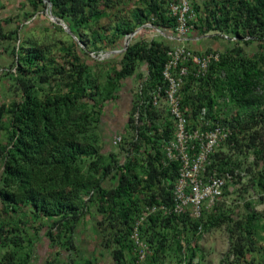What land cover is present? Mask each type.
Instances as JSON below:
<instances>
[{
  "label": "trees",
  "instance_id": "16d2710c",
  "mask_svg": "<svg viewBox=\"0 0 264 264\" xmlns=\"http://www.w3.org/2000/svg\"><path fill=\"white\" fill-rule=\"evenodd\" d=\"M175 1L48 0L53 15L68 23L84 46L82 50L63 46L64 63H59L54 51L45 50L30 33L21 34L17 29L19 17L0 18V58L4 54L13 58L2 74L13 80V88L21 96L20 101L0 106V122L9 134L6 144L0 142V250H6L0 264H30L44 229L57 250L48 264H60L62 252L70 255L64 264H79L74 229L92 207L102 216L98 225L114 264H166L169 257L179 264H193L198 250L191 248L192 241L207 226L222 222H228L231 242L222 264H264L247 261L258 250L260 230H264L256 212L245 219L211 214L206 220L207 206L200 219L192 217L190 210L168 215L159 209L137 226L148 206L174 205L169 194L167 199L157 196L164 197L162 179L175 178L178 164L171 163L167 168L161 165L164 154L160 137L153 142L155 153L149 151L150 137L143 136L141 144L133 142L131 124L126 133H121L120 147L122 152L130 147L135 151L124 162L102 139L100 124L105 107L119 99L123 82L135 77L143 65L151 73L150 86L161 81L168 50L178 43L168 44L161 37L136 39L113 62L112 73L103 85L99 83L103 63H91L89 53L114 48L147 23L175 28L177 19L170 13ZM191 1L196 15L193 22L203 34L229 33L254 39L247 44L264 42V0ZM131 2L137 5L133 9ZM23 6L31 8L25 19L49 9L44 0H26ZM112 10L117 20L97 28L104 18H112ZM213 74L196 91L191 88L192 80L186 82L183 106L208 107L214 120H226L233 127V136L212 156L209 169L219 176L235 170L245 172L249 191L264 202V51L251 56L243 46L230 48L213 66ZM227 105H233L240 114L229 118L220 113ZM109 179L115 184L106 185ZM242 180L235 183L237 188ZM230 191L226 188L225 194ZM14 214L22 217L15 218ZM46 220L50 225L46 226ZM31 223L34 226L29 229ZM135 233L143 249L137 246ZM140 250L146 253L141 262Z\"/></svg>",
  "mask_w": 264,
  "mask_h": 264
},
{
  "label": "built area",
  "instance_id": "2783aa9c",
  "mask_svg": "<svg viewBox=\"0 0 264 264\" xmlns=\"http://www.w3.org/2000/svg\"><path fill=\"white\" fill-rule=\"evenodd\" d=\"M170 13L177 19V26L173 29L160 28L147 23L122 40L124 47L120 51L114 47L100 53H89L90 59L96 62L106 61L112 55H122L133 39L146 27L158 31L163 35L162 38L178 43L168 50V59L161 74V81L150 86L151 73L146 66V71L133 93L134 104L131 116L133 142L141 144L143 136L150 137L152 141L149 151L155 153L153 148L156 146L153 142L160 137V149L164 154L161 165L167 168L171 163L178 164L175 178L162 179L164 197L157 196V199H167L166 195L169 194V199H173L174 205L170 207L161 203L160 207L148 206L137 226L142 225L148 215L159 209L168 215H180L190 207L191 216L199 219L203 215L204 205L207 202L208 206L213 205L217 199H220L225 186L234 179L231 173L219 176L209 169L212 166V156L233 136L235 132L233 127L226 120H214L208 107L197 109L195 106H183L186 82L192 80V90H198L201 82L214 77L213 66L220 63L225 51L197 52L188 46L189 35L198 31L193 22L196 15L191 0L173 2L170 5ZM213 33L220 35L234 47L244 46L246 41L254 40L251 37L240 38L229 33ZM3 70L0 69V74ZM13 72H16V69H13ZM224 76L225 74L222 73L221 77ZM195 111H198L196 117ZM122 142V135L116 136L113 140L115 147H120ZM134 151V147L127 148L124 156L129 157ZM133 237L137 246L143 249L138 234L135 233ZM139 257V262L143 261L146 253L140 250Z\"/></svg>",
  "mask_w": 264,
  "mask_h": 264
},
{
  "label": "rangeland",
  "instance_id": "374dc122",
  "mask_svg": "<svg viewBox=\"0 0 264 264\" xmlns=\"http://www.w3.org/2000/svg\"><path fill=\"white\" fill-rule=\"evenodd\" d=\"M45 1V0H44ZM46 4H48L49 9L44 11V13H38L31 19H25V13L31 10L28 6H23L26 4V0H1L0 2V18H11V17H19V21H21L20 29L17 27V29L23 33H30L31 38L34 39L37 38L38 43L41 47H43L45 50L50 49L53 50L55 53L56 58L60 61L59 63H64L62 56L64 53L62 51V48L66 49L67 47H75L77 50H82L84 48L83 45H81L79 40L75 37L73 32H71L69 28V24L65 23V21H62L61 19L57 18L52 13V6L50 3L45 1ZM132 4V5H131ZM130 6H137L133 5L131 2L129 4ZM117 9V7H116ZM112 18H104L102 22H100L97 26L103 27L105 25H109L112 20H117V17H115V10H112ZM54 17H56V20L58 23L54 22ZM53 19V20H52ZM58 26V28H57ZM13 27V26H9ZM47 27V28H44ZM44 28V29H43ZM62 30H61V29ZM104 28V27H103ZM49 30V32H45L44 30ZM101 29V28H100ZM71 33H70V32ZM108 33V30H107ZM139 37H136L133 39V42L136 39H143L148 38L152 39L155 37H161L162 34H160L155 29L146 27L144 30H142ZM167 34V33H166ZM169 35V34H167ZM72 38V39H71ZM216 38L223 39L220 35H217L215 33L211 34H203L201 31H195L194 33L189 35L190 44L188 43V46H192L196 44L198 41L199 43H205L206 47H215L216 49H225V46L223 45V41H219ZM168 44H175L176 41H172L170 39H166ZM224 40V39H223ZM34 41V40H33ZM78 42V44L76 43ZM225 42H228L227 40H224ZM76 44H75V43ZM124 42V41H123ZM120 41L116 47L119 49V51L124 47V43ZM121 44V45H120ZM210 44V45H209ZM260 41L256 40L253 41V43H250L249 45H245V51L246 53L250 54L251 56H254L253 54L258 52L259 50ZM91 48H94L92 44L88 45ZM113 48V47H111ZM87 49V48H86ZM82 54V52H79ZM121 55V54H120ZM120 55H115L107 59L106 61H103V67L99 71V83L103 85L105 83L106 77L112 73L111 66L113 62L117 61ZM92 63V62H91ZM99 67V66H96ZM146 71L145 65L141 66L139 69V73L141 74V77H133L132 82H130L131 86L127 84L122 85L121 88V95L117 101H114L112 103H108L105 107L104 115L102 122L100 124V130L102 139H104L107 143L108 150L111 149L112 151L118 153L116 149L114 148V144L112 142L113 137L119 132H121L122 126H127L126 120L124 117H126V104L127 100L130 95V91L134 90L136 88V85L139 83V80L142 78L143 73ZM98 70H96L95 73H97ZM11 77V76H10ZM58 81V80H57ZM57 81H55V84H59ZM124 83V82H123ZM258 93H260L258 91ZM0 106L3 103H6V105H11L14 101H20L21 96L16 94V90L13 88V80L5 79L4 75L0 74ZM223 102V101H222ZM218 108V107H217ZM216 108V109H217ZM220 113H223L224 115H227L229 118L236 117L239 113L238 109L234 108L233 105H227L222 107L220 110ZM6 122V121H5ZM9 140V134L4 128V125L0 122V142L6 144ZM251 159H254L251 157ZM243 169V167H241ZM244 170V169H243ZM116 182V181H115ZM246 185H241L239 188H237L235 185L231 187V191L227 192L221 199L215 202V204L208 206V202L205 204L206 207V220L207 217L211 214H215L216 216L222 215L225 218H228L231 215H237L242 219L247 218V216L250 215L252 212L258 213V215L261 218V225H264V202H260L259 199L256 198V196L253 195V191L251 192L250 189V180L247 178L244 183ZM224 194V192H223ZM255 195H257L255 193ZM258 196V195H257ZM253 203L251 206H248V203ZM2 209V204L0 201V210ZM28 212V209H27ZM17 214H14L15 218H21L22 215L16 216ZM10 219V218H9ZM228 222H222L221 225H213L212 227L207 226L206 229H204V232L201 234H198L197 239H194L191 243V248H197L196 256L194 257L193 264H222L223 261L226 259L227 254L229 253V250L231 249V242H230V234L228 232ZM32 237L33 234H30ZM258 246V250L255 251L253 254H251L247 261L255 260L256 263L263 261L261 263H264V230H260V236L259 240L256 244ZM6 250H0V257ZM186 259V263L189 262V256ZM166 264H179L177 259L170 258L165 260ZM245 264L247 262H244Z\"/></svg>",
  "mask_w": 264,
  "mask_h": 264
},
{
  "label": "crops",
  "instance_id": "0c3cea01",
  "mask_svg": "<svg viewBox=\"0 0 264 264\" xmlns=\"http://www.w3.org/2000/svg\"><path fill=\"white\" fill-rule=\"evenodd\" d=\"M216 39L219 40V38ZM219 41H223V45L225 46L224 50L216 49L215 47L208 48L205 46V43H199L198 41L195 45L192 46V48L197 52H204L211 49L226 51L234 47L233 44L225 42L223 39H220ZM250 43H246L245 45H249ZM261 51H264V42L260 41L258 52ZM258 52L254 53L253 55L257 54ZM12 63L13 58L10 57L8 54H4L0 58V65L3 68L9 67ZM127 82L129 83L127 84ZM130 82H132V78L126 79L123 84L124 86L125 84H127L130 87ZM133 91H130L129 98L126 99L127 112L126 117L124 118L126 120L125 124H127V126L129 124V114L133 106ZM1 95L2 94H0V97ZM127 126H122V128L120 129L121 132L119 133H122L127 128ZM113 183L115 184V181L109 179L107 180L106 185L111 186ZM101 219L102 216L98 214L96 208L92 207V212L86 215L84 218L80 219L75 226L74 241L77 246L76 259L78 260L79 264H114L110 251L106 249L103 245V236L100 232V228L98 225ZM45 223L46 226H48L50 225L51 221L46 220ZM33 226L34 224L31 223L28 227L29 229H32ZM55 254H57V250L53 249L49 239L46 237V230L44 229V231L40 233L39 239L36 242L35 249H33L32 261L30 264H48V262L53 258ZM60 255V264H64L68 258V253L62 252V254Z\"/></svg>",
  "mask_w": 264,
  "mask_h": 264
},
{
  "label": "clouds",
  "instance_id": "9594fccd",
  "mask_svg": "<svg viewBox=\"0 0 264 264\" xmlns=\"http://www.w3.org/2000/svg\"><path fill=\"white\" fill-rule=\"evenodd\" d=\"M82 45V44H81ZM123 55V54H122ZM113 56V55H112ZM121 56V55H120ZM89 59H90V57H88ZM91 61H92V63L93 62H96V61H93L92 59H90ZM98 63H102V62H98ZM145 67H146V65H145ZM3 69H5V68H3ZM140 74V73H139ZM135 77H136V75H135ZM137 86V85H136ZM136 89V88H135ZM135 89H134V91H133V93L135 92ZM133 104H134V101H133ZM132 109H133V106H132ZM132 109H131V112H130V114H129V124H131V116H132ZM200 109V108H199ZM197 115V114H196ZM128 124V125H129ZM126 130H127V128L124 130L125 131V133H126ZM118 135H121V133H119V134H117V135H115L114 137H113V139H112V142H113V140H114V138L116 137V136H118ZM104 140V139H103ZM114 148L116 149V151L120 154V159H121V161L122 162H124L125 161V159H126V157L124 156V152H122V150H121V147H115L114 146ZM232 175H233V181H231V183H228L226 186H225V188H224V190H223V192H224V194L223 195H225V190H226V188H231V187H233V185H235V183H237L240 179H243L242 180V184H240V186L241 185H243V183H244V181H245V179H246V176H247V174L245 173V172H241L240 170H235L234 171V173H231ZM232 189V188H231ZM223 195L221 196V198L223 197ZM263 195H264V193H263ZM254 196H256V198L258 199L259 198V196H257V195H254ZM86 198V200H88V197H85ZM220 198V199H221ZM219 199H217L216 201H218ZM215 201V202H216ZM215 204V203H214ZM205 206V205H204ZM188 210H191V208L190 207H188V209L186 210V212L188 211ZM185 212V213H186ZM173 215H176V214H173ZM203 216V215H202ZM202 218V217H201ZM200 219V218H199ZM56 220V219H55ZM138 222V221H137ZM69 253H68V258H69ZM68 258H67V260H68ZM67 260L65 261V262H67Z\"/></svg>",
  "mask_w": 264,
  "mask_h": 264
},
{
  "label": "water",
  "instance_id": "95a60500",
  "mask_svg": "<svg viewBox=\"0 0 264 264\" xmlns=\"http://www.w3.org/2000/svg\"><path fill=\"white\" fill-rule=\"evenodd\" d=\"M52 20H53V19H52ZM55 20H56V17H54V20H53V21H54V22H56V23H58V22H57V21H55ZM69 32H70V31H69ZM70 33H71V32H70Z\"/></svg>",
  "mask_w": 264,
  "mask_h": 264
}]
</instances>
